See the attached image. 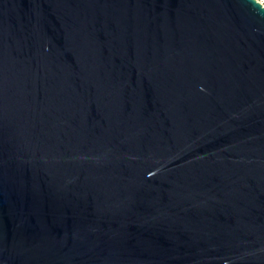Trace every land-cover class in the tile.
Listing matches in <instances>:
<instances>
[{"label": "water", "instance_id": "water-1", "mask_svg": "<svg viewBox=\"0 0 264 264\" xmlns=\"http://www.w3.org/2000/svg\"><path fill=\"white\" fill-rule=\"evenodd\" d=\"M0 264H264V7L0 0Z\"/></svg>", "mask_w": 264, "mask_h": 264}, {"label": "built area", "instance_id": "built-area-1", "mask_svg": "<svg viewBox=\"0 0 264 264\" xmlns=\"http://www.w3.org/2000/svg\"><path fill=\"white\" fill-rule=\"evenodd\" d=\"M264 7V0H257Z\"/></svg>", "mask_w": 264, "mask_h": 264}]
</instances>
